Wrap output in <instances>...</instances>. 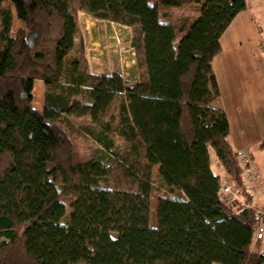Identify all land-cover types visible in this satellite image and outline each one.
Listing matches in <instances>:
<instances>
[{"label": "trees", "instance_id": "obj_1", "mask_svg": "<svg viewBox=\"0 0 264 264\" xmlns=\"http://www.w3.org/2000/svg\"><path fill=\"white\" fill-rule=\"evenodd\" d=\"M189 5L196 16L171 19ZM245 8L0 0V264H264L263 217L232 212L218 191L223 175L249 198L228 119L212 105L211 66ZM79 13L131 29L134 81L89 69ZM34 80L44 86L41 110ZM86 116L83 134L109 151L119 137L124 148L81 155L70 118Z\"/></svg>", "mask_w": 264, "mask_h": 264}, {"label": "crops", "instance_id": "obj_2", "mask_svg": "<svg viewBox=\"0 0 264 264\" xmlns=\"http://www.w3.org/2000/svg\"><path fill=\"white\" fill-rule=\"evenodd\" d=\"M254 3L256 9L253 8ZM263 9L264 0H246V8L234 16L221 34V51L211 62L218 86V96L214 98L212 105L226 114L229 124L228 140L234 150L247 148L253 155L252 159L255 157L254 189L262 191L253 201L257 207H264V167L256 162L259 152H264V149L256 147L264 138V38L261 35L264 33ZM216 64L222 67L221 76L215 69ZM249 200L250 197L245 199L247 203Z\"/></svg>", "mask_w": 264, "mask_h": 264}, {"label": "rangeland", "instance_id": "obj_3", "mask_svg": "<svg viewBox=\"0 0 264 264\" xmlns=\"http://www.w3.org/2000/svg\"><path fill=\"white\" fill-rule=\"evenodd\" d=\"M253 8L256 9L255 3ZM199 13L198 6L189 5L184 8H173L170 12V17L175 20L179 17H194ZM264 13V9H263ZM78 20L81 27V32L84 38V54L88 61L89 69L95 73L108 74L113 71H118L122 76V79L126 83H131L137 78L136 63L134 62V53L130 46L131 29L129 27L119 25L113 22L105 20H97L91 18L83 13L78 14ZM17 25V21H15ZM261 32V30H260ZM254 34L251 35V40L254 38ZM264 38V33H261ZM253 41H250V43ZM256 43V42H255ZM260 45H263L260 43ZM258 47H260L258 45ZM264 47V45H263ZM261 50H263L261 48ZM215 69L218 75L222 74V67L215 65ZM125 83V84H126ZM44 92V86L41 80H34L31 92V103L32 105L41 110L42 108V97ZM89 118L86 117H71L70 124L76 129L75 134L72 135L73 140L77 144L78 151L84 157L94 156L100 159L111 158L113 151L122 150L125 146L124 142L119 138H114V146L112 150L103 149L99 143L94 141L92 138L83 134L79 129L80 125L86 124ZM257 152H255L254 156ZM261 153V154H260ZM253 156V155H252ZM256 161L261 167H264V152H259ZM255 161V157L253 158ZM213 167L218 170L216 161L213 160ZM259 170H262L259 167ZM256 173V169H255ZM256 179V178H255ZM156 183V182H155ZM255 180L249 184V188L246 190L247 195L250 197L249 202L253 207L258 209H264V207H257L253 204L255 198H257L262 191L254 189ZM158 184V182H157ZM154 184L153 194L163 193L162 188ZM241 193V192H240ZM241 197L245 200L246 197L241 193Z\"/></svg>", "mask_w": 264, "mask_h": 264}, {"label": "built area", "instance_id": "obj_4", "mask_svg": "<svg viewBox=\"0 0 264 264\" xmlns=\"http://www.w3.org/2000/svg\"><path fill=\"white\" fill-rule=\"evenodd\" d=\"M239 162L242 166L244 184L249 188V184L256 178L255 166L249 149L244 148L239 151ZM218 191L220 199L232 212L236 213L243 208H251L264 219V209H258L253 207L250 202L247 203L241 197L240 191L233 188L229 184L228 179L223 175L221 176V183ZM260 238L264 244V223L260 228Z\"/></svg>", "mask_w": 264, "mask_h": 264}]
</instances>
